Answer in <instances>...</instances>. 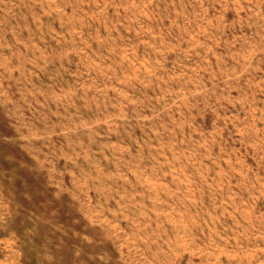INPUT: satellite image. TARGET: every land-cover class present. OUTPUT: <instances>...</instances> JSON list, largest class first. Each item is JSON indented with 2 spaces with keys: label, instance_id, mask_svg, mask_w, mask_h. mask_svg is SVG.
<instances>
[{
  "label": "rangeland",
  "instance_id": "rangeland-1",
  "mask_svg": "<svg viewBox=\"0 0 264 264\" xmlns=\"http://www.w3.org/2000/svg\"><path fill=\"white\" fill-rule=\"evenodd\" d=\"M0 264H264V0H0Z\"/></svg>",
  "mask_w": 264,
  "mask_h": 264
}]
</instances>
